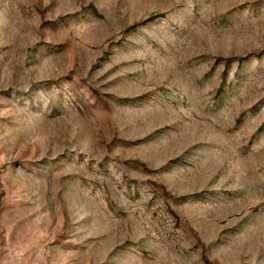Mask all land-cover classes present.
<instances>
[{
    "label": "rangeland",
    "instance_id": "rangeland-1",
    "mask_svg": "<svg viewBox=\"0 0 264 264\" xmlns=\"http://www.w3.org/2000/svg\"><path fill=\"white\" fill-rule=\"evenodd\" d=\"M0 264H264V0H0Z\"/></svg>",
    "mask_w": 264,
    "mask_h": 264
}]
</instances>
